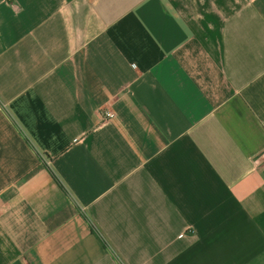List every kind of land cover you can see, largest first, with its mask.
Returning a JSON list of instances; mask_svg holds the SVG:
<instances>
[{
	"label": "crops",
	"instance_id": "crops-1",
	"mask_svg": "<svg viewBox=\"0 0 264 264\" xmlns=\"http://www.w3.org/2000/svg\"><path fill=\"white\" fill-rule=\"evenodd\" d=\"M119 261L264 264V0H0V264Z\"/></svg>",
	"mask_w": 264,
	"mask_h": 264
},
{
	"label": "built area",
	"instance_id": "built-area-1",
	"mask_svg": "<svg viewBox=\"0 0 264 264\" xmlns=\"http://www.w3.org/2000/svg\"><path fill=\"white\" fill-rule=\"evenodd\" d=\"M114 116H115V113H113L112 111H109V110L104 111V115H103V117H104L105 119L110 120V119H112Z\"/></svg>",
	"mask_w": 264,
	"mask_h": 264
},
{
	"label": "trees",
	"instance_id": "trees-1",
	"mask_svg": "<svg viewBox=\"0 0 264 264\" xmlns=\"http://www.w3.org/2000/svg\"><path fill=\"white\" fill-rule=\"evenodd\" d=\"M119 264H123V263L119 261Z\"/></svg>",
	"mask_w": 264,
	"mask_h": 264
}]
</instances>
